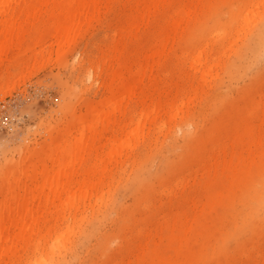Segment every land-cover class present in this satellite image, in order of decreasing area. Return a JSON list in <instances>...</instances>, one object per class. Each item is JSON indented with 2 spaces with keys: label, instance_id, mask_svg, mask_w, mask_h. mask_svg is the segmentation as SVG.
<instances>
[{
  "label": "rangeland",
  "instance_id": "rangeland-1",
  "mask_svg": "<svg viewBox=\"0 0 264 264\" xmlns=\"http://www.w3.org/2000/svg\"><path fill=\"white\" fill-rule=\"evenodd\" d=\"M30 3L0 51V218L41 182L23 159L41 165L52 131L71 146L79 117L73 178L96 164L98 184L43 197L47 221L0 264H264V0H96L68 37L61 3Z\"/></svg>",
  "mask_w": 264,
  "mask_h": 264
},
{
  "label": "bare ground",
  "instance_id": "bare-ground-1",
  "mask_svg": "<svg viewBox=\"0 0 264 264\" xmlns=\"http://www.w3.org/2000/svg\"><path fill=\"white\" fill-rule=\"evenodd\" d=\"M50 2L61 3L63 9L62 11L66 13L69 19V23L64 30L66 37H68L71 28L74 27L75 22L80 17H82L83 14L88 12L89 6L91 3H94L93 0H38V2H33L31 0L29 6L32 8L35 3L47 5L50 4ZM157 2L158 0H126V5L135 6L138 11H142L155 6ZM13 3L16 5H22L25 3V0H0V51L4 50V48L11 49L13 40L15 38L23 37L26 33V30L23 27L19 33L14 34L13 32L14 23L17 20V17L15 12H8L9 8L13 6ZM95 4L96 0L94 5ZM31 11L32 10H29L27 15L34 16V12ZM53 15L56 18L55 22H57V13ZM132 86L133 85L130 83V77L123 74L120 77L119 83L112 85L111 89L115 94H118L123 93V90L125 89H131ZM96 118L97 117H95V119ZM90 121L91 119L86 117H79L77 119V124L81 126V132L80 136L74 137L75 140L71 146L68 145L69 138L72 135L73 127L66 128L63 131H52L50 133L49 143L40 149V151L45 153V159L41 165L33 163V159L39 154L38 151L32 152L21 162V175L30 176V178L34 181H36L38 178H41V182L36 184V186L31 189L29 194L30 201L25 206V208L16 210L12 207H8L7 216L5 218H0V253L2 260L11 258L10 255H13L17 252L21 243L25 244L27 239H32L31 234L36 230L40 223L42 221H47V213L45 212L46 210L45 208H41V201L43 197H46L48 204L57 203L62 197L63 193L68 191L69 185L72 182L79 185L78 188H75L76 190L72 195L74 198L80 194H83V187H86L87 190L90 189L93 191L98 184V179H96V164H89L82 173V175L86 173L88 177L93 176L92 179L83 177L80 180H74L73 178V173H77L75 169H77V165H79L78 157L82 156L85 151V123ZM59 136L62 137L61 144L57 143ZM89 137L92 139L94 138L93 135H90ZM112 153H114L113 150L109 152V154ZM99 159H101V162L104 164L102 169L103 174L100 177V179H102L106 174L107 164L106 159L103 158V156ZM117 160L119 161V159ZM8 177L10 178L11 182L10 191H13L18 178L12 177V175ZM58 209L59 212L63 211V209L60 207ZM38 210L42 211L39 216L36 214ZM61 239V236L56 238L50 237L52 244L49 246V248L51 251L54 250ZM40 262V260H35V262L28 264H39Z\"/></svg>",
  "mask_w": 264,
  "mask_h": 264
}]
</instances>
